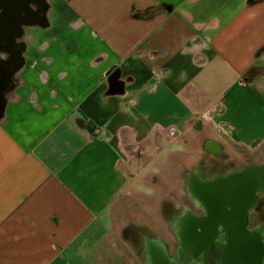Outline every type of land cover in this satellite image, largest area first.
<instances>
[{"label": "crops", "instance_id": "obj_1", "mask_svg": "<svg viewBox=\"0 0 264 264\" xmlns=\"http://www.w3.org/2000/svg\"><path fill=\"white\" fill-rule=\"evenodd\" d=\"M209 145H264V0H0V264H145Z\"/></svg>", "mask_w": 264, "mask_h": 264}, {"label": "flooded vegetation", "instance_id": "obj_2", "mask_svg": "<svg viewBox=\"0 0 264 264\" xmlns=\"http://www.w3.org/2000/svg\"><path fill=\"white\" fill-rule=\"evenodd\" d=\"M209 148L167 211V237L135 233L145 264H264V159ZM186 207L189 217L180 214Z\"/></svg>", "mask_w": 264, "mask_h": 264}, {"label": "rangeland", "instance_id": "obj_3", "mask_svg": "<svg viewBox=\"0 0 264 264\" xmlns=\"http://www.w3.org/2000/svg\"><path fill=\"white\" fill-rule=\"evenodd\" d=\"M246 153V156H249L250 157V160L252 161H255V162H261L263 161L264 159V145H262L258 151H251V150H246L245 151ZM236 158V157H234ZM175 205H179L180 203H174ZM173 205V203H172ZM180 214L183 216V217H189L190 214H189V209L188 207H186V209H183L182 211H180ZM155 219V218H154ZM155 222H158L157 220H154ZM155 226H157V223H155ZM154 226V227H155ZM157 228V227H155Z\"/></svg>", "mask_w": 264, "mask_h": 264}]
</instances>
